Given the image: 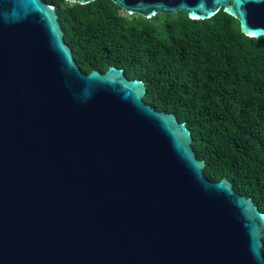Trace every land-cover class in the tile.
<instances>
[{
	"label": "water",
	"instance_id": "obj_1",
	"mask_svg": "<svg viewBox=\"0 0 264 264\" xmlns=\"http://www.w3.org/2000/svg\"><path fill=\"white\" fill-rule=\"evenodd\" d=\"M111 1L264 35V0ZM145 92L113 65L83 72L51 4L0 0V264H264V212L204 176Z\"/></svg>",
	"mask_w": 264,
	"mask_h": 264
},
{
	"label": "trees",
	"instance_id": "obj_2",
	"mask_svg": "<svg viewBox=\"0 0 264 264\" xmlns=\"http://www.w3.org/2000/svg\"><path fill=\"white\" fill-rule=\"evenodd\" d=\"M44 1L83 72L113 65L142 80L143 100L188 126L204 176L227 177L264 212V35L246 36L223 10L144 17L111 0Z\"/></svg>",
	"mask_w": 264,
	"mask_h": 264
}]
</instances>
